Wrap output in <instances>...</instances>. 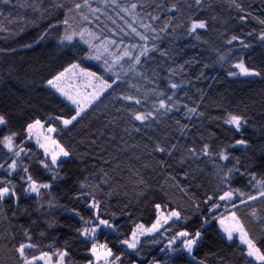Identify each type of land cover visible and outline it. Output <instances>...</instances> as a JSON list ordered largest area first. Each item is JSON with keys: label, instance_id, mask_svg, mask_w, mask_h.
Here are the masks:
<instances>
[{"label": "trees", "instance_id": "1", "mask_svg": "<svg viewBox=\"0 0 264 264\" xmlns=\"http://www.w3.org/2000/svg\"><path fill=\"white\" fill-rule=\"evenodd\" d=\"M54 2L57 0H16L17 7L4 11L3 16H0V28H4L0 32V113L9 117L10 130L21 133L17 142L25 139L22 129L26 121L32 118L47 120L49 115L55 114L66 116L74 109L44 86L46 78L62 71L69 64L80 63L81 67L95 72L103 80L112 83L113 87L88 108L90 115H86L82 123L71 131L63 129L55 133L57 142L71 152V156L63 160L59 168L63 179L51 181V174L37 162L43 158V152L34 143L25 140L26 149L30 150L31 159L27 162L33 178L39 182H51L52 188L42 190L46 194L40 202L45 207L38 211L35 196L24 195L19 176L12 178L20 194V206L8 201L0 211V264H19V257L12 245L25 241V229L29 231L32 242L38 245L35 249L26 250L30 254L39 255L44 251L51 254L57 249L67 248L70 255L66 260H70L71 264H87L91 258L88 251L91 241H84L77 231L87 225L69 211L75 207L85 219H94L95 210L86 207L85 201L77 203L74 199L81 191L82 182L89 185L85 190L94 192L100 201L99 211L103 218L109 219L116 226L115 231L106 228L98 231L97 243H106L114 254L121 255L122 264H198L201 259L206 264H261L243 254L246 249L238 240L228 242L221 235L217 220H212L205 226L206 235L195 252L196 261L191 260L186 253L172 255L167 251L166 245L168 238L175 232L199 228L202 217L209 215V205L203 201L209 195L218 199L226 187L218 175L220 169L209 162L208 157H203V162L192 164L187 161L185 147L195 144L199 148L207 142L218 152L221 146L228 147L236 139H245L250 145L247 149L228 147L233 157L239 159L241 172L245 173H235L230 181L231 187L253 194L259 191V186L252 180L251 174L257 180H264V42L257 39L264 30V25H260L255 19L241 24L230 0H207L205 10L199 12L197 18L209 19V29L207 32L201 30V39L195 40L186 31L189 19L187 5L191 0H118L125 7L137 3L136 12L140 13L139 16L131 11L127 14L119 12L111 4V0H107V7L106 0H88L91 8L84 7L72 12L68 9L73 8L76 2L83 4V0H58L65 5L63 8L53 7ZM239 2L250 8L257 17L264 18V0ZM30 3L40 11L32 10ZM157 3H162L165 7L156 9ZM177 3L181 8L180 12H166V7ZM141 4L144 5L143 8L139 7ZM92 8L99 11L93 13ZM147 12L159 15L160 19L150 20ZM65 15L69 17V24L72 26L70 31L79 33L84 28L88 29L84 39L90 41L91 48L79 35L72 44H59V37L63 35L65 28L60 22ZM83 16H87L88 20H84ZM169 16H175L173 23L177 27L160 32L159 29ZM213 16L216 17L215 20L211 19ZM142 23L155 25L157 33L145 32ZM51 24H58V28H50ZM132 27L145 32L150 37L149 40H139L132 33ZM45 31L49 35L44 41L32 48L24 47ZM248 32L253 35L248 36ZM88 33L93 35L89 36ZM153 35H158L159 38L153 40ZM232 35L240 36L251 47L244 49L236 41L228 44L227 39ZM96 36L100 39H95ZM111 40L120 42L119 48L111 44ZM133 44L137 45L132 51L133 56L139 54L140 46L151 49L155 44L157 50L150 51V59L136 66L137 72L128 71L127 65L133 62L127 57L118 64L112 63L123 49H130ZM105 47L107 52L104 51ZM161 51L166 55L161 56ZM90 53L93 56L99 55L100 59H87ZM221 57L226 59L222 60ZM241 59L247 66L261 71L262 76L239 75V69L233 65ZM105 60L108 64H105ZM141 60L144 61V57ZM109 65L112 70L106 71ZM181 65L183 72L179 70ZM169 68L177 70L172 77L167 76ZM153 69L159 73L158 78L152 76ZM229 72H236L238 75L229 76ZM141 73L157 82L149 83ZM167 79L183 85L176 90L177 95L173 98V102L179 100L177 106L180 111H173L169 116L163 117L159 124H152L151 128L142 126L140 132L134 131L132 124L140 126L139 122L130 120L126 109L145 112L152 110L156 100L154 93L165 90L170 94L173 91L167 88ZM130 84H136L140 91L130 88ZM129 94L142 100L147 95V100L142 105H134L119 99L121 95ZM19 102L24 103L23 109L19 107ZM185 104L190 107L198 106L203 116L199 119H186V109L183 107ZM229 113L247 119L248 123L242 133H236L229 125L224 124ZM177 120L181 125H190L191 133L187 138H181ZM53 123L59 125L58 121ZM59 128L62 129L63 126L59 125ZM6 132L7 130H0V135ZM157 142L176 144L177 150L173 157L154 152L153 146ZM6 153L7 150L0 147V159ZM182 156L187 161L183 165L180 163ZM162 162L165 163L164 168L160 167ZM216 163L223 165L227 162L217 159ZM228 166L231 167V164ZM137 171L146 182L142 193L136 185L137 177L134 173ZM102 172H107L112 179L110 185L103 184L97 188ZM186 172L188 179L184 178ZM190 198L195 199L199 209ZM49 200L57 201L58 206L48 209ZM218 202L222 207L213 215L219 217L231 211L236 212L250 235L256 238L257 246L264 252V232L254 226V218L250 214L255 208L257 218L264 217V198L250 201L247 205L240 204L238 209L231 208L230 204L229 207H224L222 201ZM157 203L161 204V209L165 212L179 210L182 217H188L187 221H171L154 236L142 238L137 251H127L120 241L130 238L137 225L150 226L155 222L157 210L154 205ZM236 203L239 204L238 199ZM49 224L55 226L49 227ZM166 229L170 230L165 231ZM9 233H14L15 238ZM153 240L157 242L153 243ZM161 248H165V251H161Z\"/></svg>", "mask_w": 264, "mask_h": 264}, {"label": "snow or ice", "instance_id": "2", "mask_svg": "<svg viewBox=\"0 0 264 264\" xmlns=\"http://www.w3.org/2000/svg\"><path fill=\"white\" fill-rule=\"evenodd\" d=\"M51 2V0H50ZM232 6L238 13L237 19L241 24L247 23L250 19H255L260 25H264V18L257 17L250 8H246L239 0H230ZM111 4L116 7L119 12L127 14L131 11L134 15L139 16L140 13L136 12L138 7L137 3H131L129 7L121 6L118 3V0H111ZM207 4V0H191V2L187 5L189 19L187 21L186 31L189 36H192L195 40L201 39V30L203 32H207L209 29V19L207 18H197L199 12L205 10V6ZM0 16H3L4 11L9 10L11 8L17 7L16 0H0ZM107 7V0L105 3ZM29 7L32 10L39 12L38 8H35L31 3ZM53 7L55 8H63L65 5L58 2L53 3ZM88 7L91 8V5L88 4V0H83V4L80 2L74 3L73 8H69L68 11H80L82 8ZM139 7L143 8L144 5L141 4ZM165 5L162 3H157L155 5L156 9L164 8ZM210 8L211 5L209 4ZM155 10V9H154ZM91 11L93 13L99 11V9L92 8ZM181 11L180 6L177 4H172L171 6L166 7V12L170 13H178ZM42 14V13H41ZM147 17L156 21L160 19L159 15L153 14V12H147ZM9 18L11 19V13ZM84 20H88L87 16H83ZM99 19V17H97ZM212 20H215L216 17H211ZM175 20V16L167 17V22L159 29L160 32H166L170 28L175 29L177 27L176 23H173ZM90 22V21H89ZM65 25L63 35L59 37V44H72L74 42V38L79 35L80 39L89 45V48L92 47V44L89 40L84 39V34L88 32L87 28L82 29L79 33L75 31H70L71 25L69 24V17L65 15V18L62 22ZM145 32L157 33V28L155 25L151 23H142L141 25ZM183 26V25H180ZM50 28H58V24H51ZM4 28H0V32H3ZM132 33L135 34L141 41L149 40V36L145 34V32L138 31L135 27L131 29ZM89 36H92V33H88ZM49 33L47 31L40 34L32 43L25 44L24 47L32 48L37 44H40L44 41ZM128 35V33H125ZM248 36H252V32L247 33ZM153 40L158 39V35H153L151 37ZM95 39H100L99 36H96ZM257 39L261 42H264V30H262ZM234 41L239 42L244 49H248L251 47L249 43H245L244 39L240 36L232 35L231 38L227 39L228 44H232ZM122 42V41H121ZM111 44L116 45L119 48V43L116 40H111ZM141 51L138 55L133 56L132 51L137 48V45H131V48L123 49L121 55L117 56L116 59L112 62L113 64H118L127 57L129 61L133 63L128 64L127 68L129 72H137V65H142L146 62L150 57L148 53L150 51H156L157 47L154 44L151 49L146 46H140ZM2 51V49H0ZM104 51H108L107 47H105ZM161 56H165V52H160ZM141 57H144V61L141 60ZM87 59H100L99 55L93 56L91 53L86 57ZM221 59H226V57H221ZM105 64H108V61H104ZM234 68L239 69V75L244 77H261L262 72L256 69H253L245 64L243 59L233 65ZM79 70L80 75L91 77L99 82L98 91H94L90 94V98L86 103H83L79 98L80 94H73L68 91L63 84V81L68 76L69 73H74V70ZM111 65L106 69V71H111ZM181 72L184 71L183 65H181ZM176 69L169 68L167 70V76L172 77L176 74ZM12 73L9 71V76ZM144 78L149 80V83H156V79L149 78L145 73H141ZM229 76H237L236 72H229ZM153 77H159V73L154 69L152 70ZM44 86L48 89L55 90V93H58L60 97H63L64 100L70 102L71 105L75 106L72 112L68 115H49L47 120H42L41 118H32L30 121H26L23 126V133L25 139H22L20 142H17V137L21 135L20 132L13 131L9 129L10 120L7 114L0 113V130H7L6 134L0 135V147L2 149H6L7 153L3 154V158L0 159V211L3 210V206L8 202L12 201L16 204L17 207L20 206V194L17 192V186L12 179L14 176H19L22 181L23 186V194L27 196L34 195L36 198V202L38 204L37 210L44 209L45 205L41 203V199L46 194L42 190H50L52 188L51 182H39L33 178L32 173L30 172V164L27 162L31 159L30 150L26 149L25 140H30L35 137V141L37 145L43 149V158L39 159L37 162L40 166L45 169L48 173H50L51 181H58L63 179L59 168L63 163L61 158H69L71 156V152L63 147L60 143L57 142L56 139L52 137V135H43V142L41 140V133L39 130H44L47 134L57 133L58 130L67 129L71 131L77 125L83 122L86 115H90L88 112V108L92 106V104L100 99V96L108 89L113 87L112 83H109L101 77L97 76L95 72L88 71L87 69L81 67L80 63L73 62L69 64L67 67L63 68L62 71H59L50 78H46L44 81ZM130 88H134L137 92L140 91V88L136 84H130ZM183 87L182 84H179L171 79H167V88L173 90L170 94L165 90H160L158 93H154L156 95V100L153 102L152 110L142 111V110H133L132 108L126 109V114L130 120L134 122H139L140 126H137L135 123L132 124V128L136 132H140L143 127H152V124H159L163 117L169 116L173 111H180L179 100L173 102V98L177 95L176 90H179ZM121 100L128 101L130 104L134 105H142L147 100V95H145L144 100L135 95H121L119 97ZM172 102V103H169ZM19 107L21 109L24 108V103L19 102ZM186 109L184 116L188 120H193V118L199 119L203 116V113L199 111L198 106H188L183 105ZM95 109H93L94 111ZM54 121H58L59 125H62L63 128H59V125L54 124ZM178 131L180 132L181 138H187L191 133V127L188 124L181 125L180 121L177 120ZM248 121L245 117L229 113L227 118L224 120V124L229 125L231 128L235 130L236 133H242L243 128L247 125ZM45 125L47 127L45 128ZM214 135V134H213ZM249 142L245 139H236L233 143H231L228 147L237 148L243 147L247 149L249 147ZM228 147L221 146L219 151L217 152L215 148L212 147L211 144L205 142L199 148L193 144L190 147H185V152L187 153V161H191L192 164H197V162H203V157H208L209 162L213 163L215 167L220 169L218 175L221 177V183L226 187L222 191V194H219L218 199H215L212 195L207 196V198L203 201L205 204L209 205L208 207V216L202 217V222L199 228H196L194 231H189L187 229L180 230L175 232L172 237L168 238V244L166 245V249L172 255H179L186 253L191 260L196 261L197 256L195 255L196 250L199 248L200 244L203 242L206 231L205 226L210 224L212 220H217L221 226L222 232L225 234L226 240L231 242L234 240V234L239 235L240 243L246 245V250L243 253L246 257L253 258L261 264H264V252H262L261 248L257 246L256 238L250 235L249 231L245 227V225L241 222V219L237 216L236 212H231L228 217H224L223 214L221 216L213 215L217 209L221 208L222 205L218 201H226L231 202V208H239L240 204L247 205L250 201L260 200L264 198V180H257L254 174H251L252 180L256 181V184L259 186V191L253 194H246L242 192L240 189H235L231 187L230 181L233 178L235 173H239L240 175H244L245 173L241 172L239 164L240 161L238 158L233 157L232 153L229 152ZM177 150L176 144L164 143L161 144L159 142L155 143L153 146V151L156 153H160L162 155H166L168 157H173L175 151ZM227 162L223 165L217 164L216 160ZM183 156L180 160V163L183 165L187 162ZM107 163V161H106ZM231 164V167L228 166ZM161 168L165 167V163L162 162L160 164ZM23 173V175H21ZM222 173V175H221ZM136 175V185L137 189L140 193L143 192V185L146 183L143 176L139 174L137 171L134 173ZM185 179H188V173H185ZM112 178L109 176L107 172L101 173V178L99 184L96 185L99 188L103 184H109ZM251 182V181H250ZM89 187L88 184L82 182L80 184V189L75 196L74 199L77 203L81 201L86 202V207L89 209H94V219H85L81 216L80 211L73 207L69 209V211L75 216L80 217L81 220L84 221V224L87 225L81 229H78V233L80 237L84 238V241H91V246L88 249L90 253V259L87 261V264H117V262H121V255H116L113 253L112 249L105 244H98L96 234L102 228L111 229L113 231L116 230V226L112 224L109 219L103 218L102 214L99 211L100 201L96 198L94 192L87 191ZM183 191V189H181ZM51 195L50 192L47 193ZM187 195V193H185ZM193 201V204L197 209H199V204H196L194 198H190ZM239 200V204L236 203V200ZM211 202V203H209ZM58 206V202L55 200L47 201L48 209H52ZM224 207H229L228 204L223 205ZM157 210L158 217L151 225V227L145 228L143 224L137 225L136 228L132 231L130 238L122 239L120 241L121 244L126 245L127 249L132 251H137L138 246L141 244L140 237L142 236H154L156 233L160 232V229L164 224H168L170 220L187 221L188 217H182V214L179 210H171L167 213L163 218V223L161 222L160 216L163 215L161 212V204L157 203L154 205ZM166 207V206H165ZM251 216L254 218V226L261 229L264 232V217L257 218V211L255 208L251 211ZM226 219L230 221V223H226ZM54 224H49V227H54ZM170 229H166L168 231ZM15 238L14 233H9ZM43 235V233H41ZM25 241L20 242L19 244L12 245L15 249V253L19 257V264H37V261L42 262V264H71L70 260H66V257H69V251L67 248L63 250H55L53 252L44 251L39 255L30 254L29 251L38 247L35 243L32 242V237L27 229L24 230ZM157 241L153 240V243ZM51 248V245H49ZM161 251H165V248H161ZM53 256L56 257V260L53 261ZM182 258V257H180ZM155 264V262H154ZM198 264H206V262L201 259L198 261Z\"/></svg>", "mask_w": 264, "mask_h": 264}, {"label": "rangeland", "instance_id": "3", "mask_svg": "<svg viewBox=\"0 0 264 264\" xmlns=\"http://www.w3.org/2000/svg\"><path fill=\"white\" fill-rule=\"evenodd\" d=\"M89 71V70H88ZM97 75V74H96ZM97 76H99V75H97ZM100 77V76H99ZM102 79V78H101ZM106 81V80H105ZM108 82V81H107ZM63 84H64V86L66 87V89L68 90V91H70V92H72L73 94H76V93H79L80 94V96H79V98L81 99V101L83 102V103H86L87 102V100L90 98V94L91 93H93L94 91H98V87H94V86H98L99 85V82L97 81V80H95V79H93V78H91V77H86V76H82V75H80V73H79V70L77 69V70H74V73H69L68 74V76L65 78V80L63 81ZM52 90V89H51ZM53 92H55V90H52ZM107 91V90H106ZM105 91V92H106ZM58 96H59V94L58 93H56ZM60 97V96H59ZM63 101H65L67 104H69L70 106H72L73 108L75 107V106H73V105H71L70 104V102H68V101H66V100H64V98L63 97H60ZM47 126L45 125V128H46ZM40 131V133H41V140H42V142H43V135H52V137L55 139V133H53V134H47L44 130H39ZM29 142H32V143H34L42 152H43V149H41L38 145H37V143H36V141H35V137H33L32 139H30V140H28ZM62 159V161L63 160H66L67 158H61ZM224 204H230L231 202H226V201H222ZM218 210V209H217ZM217 210H216V212H217ZM161 212L163 213V215L162 216H160V218H161V222L163 223V218H164V216H166L167 215V213L168 212H165L164 210H162L161 209ZM231 212H234V211H231ZM231 212H228V213H226V214H224L223 216L224 217H228L229 215H230V213ZM157 217H158V213H157ZM157 219V218H156ZM156 221V220H155ZM171 221H173V220H170L169 222H171ZM168 222V223H169ZM155 223V222H154ZM226 223H230V221H228L227 219H226ZM167 224H164L163 225V227L160 229V231L166 226ZM217 225H218V228H219V230H220V233H221V235L226 239V237H225V234L222 232V230H221V226H220V224L218 223V221H217ZM145 226V225H144ZM147 227H151V225L150 226H145V228H147ZM144 237H148V236H142V237H140V240L142 239V238H144ZM234 239H236V240H238V242L240 243V240H239V235L238 234H234ZM240 245L242 246V247H244L245 249H246V245H243V244H241L240 243ZM124 247H125V249L127 250V251H132V250H130V249H127V247H126V245H124ZM255 263H258L259 261H257V260H255V259H253V258H251ZM56 260V257L55 256H53V261H55ZM37 264H42V262H40V261H37ZM101 264H103V262H101Z\"/></svg>", "mask_w": 264, "mask_h": 264}, {"label": "crops", "instance_id": "4", "mask_svg": "<svg viewBox=\"0 0 264 264\" xmlns=\"http://www.w3.org/2000/svg\"><path fill=\"white\" fill-rule=\"evenodd\" d=\"M260 263V262H259Z\"/></svg>", "mask_w": 264, "mask_h": 264}]
</instances>
